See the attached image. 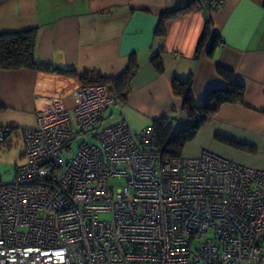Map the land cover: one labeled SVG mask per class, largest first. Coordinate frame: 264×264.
Returning a JSON list of instances; mask_svg holds the SVG:
<instances>
[{
  "label": "built area",
  "instance_id": "2783aa9c",
  "mask_svg": "<svg viewBox=\"0 0 264 264\" xmlns=\"http://www.w3.org/2000/svg\"><path fill=\"white\" fill-rule=\"evenodd\" d=\"M35 92L25 160L0 184V264H264V169L165 154L104 83Z\"/></svg>",
  "mask_w": 264,
  "mask_h": 264
},
{
  "label": "crops",
  "instance_id": "0c3cea01",
  "mask_svg": "<svg viewBox=\"0 0 264 264\" xmlns=\"http://www.w3.org/2000/svg\"><path fill=\"white\" fill-rule=\"evenodd\" d=\"M204 2L0 0V33L35 29V59L76 73L0 68V127L11 133L35 124L37 87L59 85L85 72L118 78L132 60L136 69L125 99L118 100L131 129L138 132L167 117L175 120L173 133L183 132L194 117L173 92L172 80H190L200 105L209 90L227 84L217 71L222 66L242 87V98L220 104L179 156L208 150L264 169V0H221L214 7Z\"/></svg>",
  "mask_w": 264,
  "mask_h": 264
},
{
  "label": "trees",
  "instance_id": "16d2710c",
  "mask_svg": "<svg viewBox=\"0 0 264 264\" xmlns=\"http://www.w3.org/2000/svg\"><path fill=\"white\" fill-rule=\"evenodd\" d=\"M175 13H166L163 18L173 16ZM35 29L3 32L0 33V68L1 69H35L63 75H75L74 69H64L50 67L40 64L35 59ZM136 69L134 61L118 78H105L97 72H85L79 74V78L84 82H99L109 84L117 100H124L128 83ZM217 71L227 80L223 88L209 90L202 104L197 105L191 93L190 80L174 78L172 80V90L183 99V108L189 115L194 117V123L183 132H174L169 118L161 117L156 119L153 126L156 131L158 144L162 146L165 154L179 156L180 149L186 140L194 135L196 128L203 121L207 120L223 102L239 101L242 98V87L230 81L231 72L229 69L218 66ZM5 130V129H4ZM5 130V137H6ZM5 141V138L4 140Z\"/></svg>",
  "mask_w": 264,
  "mask_h": 264
},
{
  "label": "rangeland",
  "instance_id": "374dc122",
  "mask_svg": "<svg viewBox=\"0 0 264 264\" xmlns=\"http://www.w3.org/2000/svg\"><path fill=\"white\" fill-rule=\"evenodd\" d=\"M113 107L109 105L106 108L103 123L119 117L117 109ZM21 131L22 129H19L7 133L5 141H0V184L11 182L15 176L16 168L24 162V144ZM111 183L116 185V181H111Z\"/></svg>",
  "mask_w": 264,
  "mask_h": 264
},
{
  "label": "water",
  "instance_id": "95a60500",
  "mask_svg": "<svg viewBox=\"0 0 264 264\" xmlns=\"http://www.w3.org/2000/svg\"><path fill=\"white\" fill-rule=\"evenodd\" d=\"M111 95H113V94H111Z\"/></svg>",
  "mask_w": 264,
  "mask_h": 264
}]
</instances>
